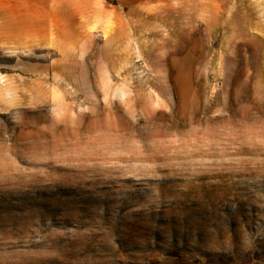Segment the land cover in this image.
Segmentation results:
<instances>
[{
  "label": "rangeland",
  "instance_id": "374dc122",
  "mask_svg": "<svg viewBox=\"0 0 264 264\" xmlns=\"http://www.w3.org/2000/svg\"><path fill=\"white\" fill-rule=\"evenodd\" d=\"M29 1L0 0V264H264V0H71L53 26Z\"/></svg>",
  "mask_w": 264,
  "mask_h": 264
},
{
  "label": "bare ground",
  "instance_id": "6f19581e",
  "mask_svg": "<svg viewBox=\"0 0 264 264\" xmlns=\"http://www.w3.org/2000/svg\"><path fill=\"white\" fill-rule=\"evenodd\" d=\"M58 1H59L58 2L59 3V6L60 5L61 6H64V7H70V6H72V7H74V9L75 8H78L81 5L80 3L75 2V1H71V0L70 1L69 0H58ZM27 3H28V0H27ZM18 4H19V2H18ZM21 5H25V2L23 0L21 1ZM47 10L49 11V12H47L48 13L47 20L49 21V23L51 24V26H53L52 22H54V19H55V21L58 20V18L56 16V14L50 12V8H48ZM79 12H80L79 10L75 9V13H79ZM201 13H202L203 19L208 18V20L210 22L209 31L211 33H213L214 30L217 29V26L216 25L219 24V18H220L219 14L220 13L218 12V10L213 5L212 6H210V5L209 6H202ZM27 14L28 15H33V16H38V20L40 19V13L37 10H29L27 12ZM72 19H74V18H72ZM28 21L35 22V20L33 18H28ZM112 31H111L112 34H110L109 38L112 37V38L118 40L119 38L124 37V35L118 33V30L116 28H115V30H112ZM63 32H64L63 33L64 36H70V37H73L74 36L73 33H71V34L70 33H67V31H65V29H63ZM66 33H67V35H66ZM211 33H209V34L211 35ZM63 35H62V37L64 38ZM65 40H66V38H65ZM180 68L181 69H184L185 68V65L184 64L181 65ZM194 107H195L194 102H190L189 103V106L186 107L185 110H192V109H194Z\"/></svg>",
  "mask_w": 264,
  "mask_h": 264
},
{
  "label": "crops",
  "instance_id": "0c3cea01",
  "mask_svg": "<svg viewBox=\"0 0 264 264\" xmlns=\"http://www.w3.org/2000/svg\"><path fill=\"white\" fill-rule=\"evenodd\" d=\"M21 1L22 0H18V2H19V8H18L17 11L20 14L19 15V20L22 21V22H26L27 23L28 18H33L35 20V22H37L38 16H33V15H28L27 14V12H28V10H27V6H28L27 5V0H23L25 2V5H21ZM36 1L37 0H30L29 2H31V3L34 2L35 3ZM51 2H52V0H51ZM58 2H59L58 0H55L54 3L52 2V4H53L52 6L53 7L51 6V9H50V12L56 14L57 18H58V13H59V3ZM31 10H33L32 9V6H31Z\"/></svg>",
  "mask_w": 264,
  "mask_h": 264
}]
</instances>
